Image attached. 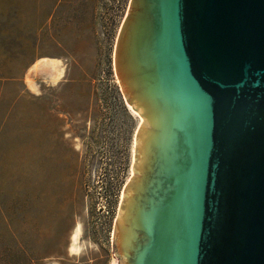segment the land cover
I'll return each instance as SVG.
<instances>
[{
  "label": "water",
  "instance_id": "1",
  "mask_svg": "<svg viewBox=\"0 0 264 264\" xmlns=\"http://www.w3.org/2000/svg\"><path fill=\"white\" fill-rule=\"evenodd\" d=\"M114 63L140 117L117 264H264V0H132Z\"/></svg>",
  "mask_w": 264,
  "mask_h": 264
},
{
  "label": "rangeland",
  "instance_id": "2",
  "mask_svg": "<svg viewBox=\"0 0 264 264\" xmlns=\"http://www.w3.org/2000/svg\"><path fill=\"white\" fill-rule=\"evenodd\" d=\"M131 3L0 0V264L117 261L140 122L114 63Z\"/></svg>",
  "mask_w": 264,
  "mask_h": 264
},
{
  "label": "bare ground",
  "instance_id": "3",
  "mask_svg": "<svg viewBox=\"0 0 264 264\" xmlns=\"http://www.w3.org/2000/svg\"><path fill=\"white\" fill-rule=\"evenodd\" d=\"M129 109H130V108H129ZM130 111H131L135 116L139 117V116H138L135 112H133L131 109H130ZM139 121H140V117H139ZM113 264H117V261L114 260Z\"/></svg>",
  "mask_w": 264,
  "mask_h": 264
},
{
  "label": "crops",
  "instance_id": "4",
  "mask_svg": "<svg viewBox=\"0 0 264 264\" xmlns=\"http://www.w3.org/2000/svg\"><path fill=\"white\" fill-rule=\"evenodd\" d=\"M43 61V60H42ZM39 62H41V61H39ZM37 64V63H36Z\"/></svg>",
  "mask_w": 264,
  "mask_h": 264
},
{
  "label": "flooded vegetation",
  "instance_id": "5",
  "mask_svg": "<svg viewBox=\"0 0 264 264\" xmlns=\"http://www.w3.org/2000/svg\"><path fill=\"white\" fill-rule=\"evenodd\" d=\"M123 203V202H122Z\"/></svg>",
  "mask_w": 264,
  "mask_h": 264
}]
</instances>
